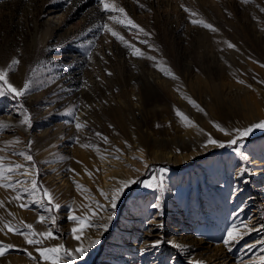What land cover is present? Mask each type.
Returning <instances> with one entry per match:
<instances>
[{
	"label": "rangeland",
	"instance_id": "374dc122",
	"mask_svg": "<svg viewBox=\"0 0 264 264\" xmlns=\"http://www.w3.org/2000/svg\"><path fill=\"white\" fill-rule=\"evenodd\" d=\"M114 3L148 35L108 20L98 0H0V69L16 58L19 64L9 72L10 82L17 87L29 78L35 82L19 101L0 97V122L11 125L0 131V156L7 157L6 164L28 166L33 174L38 169L39 181L61 205L53 212L41 204L22 209L13 200L15 192L0 187L4 202L0 241L15 246L0 256V264H46L36 246L7 232V223L32 224L36 232L52 228L56 238L45 239L42 246L63 243L74 249L78 242L71 229L76 224L70 215H90V205L98 212L96 219L106 222L112 211L96 206L97 201L107 206L98 186L104 164L96 160L115 159L128 149L140 153L135 159L152 157L150 167L136 178L150 179L160 175V168L168 169L163 174L165 187L132 185L118 201L107 231L85 229V246L89 238L101 242L75 264H151L158 259L156 264H211L209 260L221 252L234 264H260L264 231L257 229L264 225V129L241 141L247 160L232 148L212 146L188 160L182 158L192 147L199 150L205 145L208 134L220 141L232 138L214 124L231 131L264 120V0ZM185 7L197 15L190 16ZM191 19H203L217 31L194 25ZM105 22L144 56L132 55L133 50L116 37L98 31ZM229 42L235 47L229 48ZM157 64L177 78L166 76ZM19 103L30 112L31 127L20 124ZM74 108L80 130L70 115ZM176 110L193 124L189 126ZM183 133L188 136L184 141L155 142ZM29 141L35 169L13 154L26 151ZM89 173L95 184L81 181ZM77 184L86 190H78ZM40 215H54L55 224L38 222ZM234 226L242 238L226 246L222 241ZM145 238L161 243L156 254L143 260L139 243Z\"/></svg>",
	"mask_w": 264,
	"mask_h": 264
},
{
	"label": "snow or ice",
	"instance_id": "6c2138e0",
	"mask_svg": "<svg viewBox=\"0 0 264 264\" xmlns=\"http://www.w3.org/2000/svg\"><path fill=\"white\" fill-rule=\"evenodd\" d=\"M242 2L247 3L248 0H242ZM99 5L101 6V11L108 15V20L116 22L120 25H122L125 28H128L129 30L136 29L139 33H144L145 35H148V33L145 32V30L138 24H136L130 17H128L125 9L123 7H119L114 3V0H98ZM183 7V5H182ZM186 12L190 13V16H196L197 14L195 12H192L190 9L186 8L184 9ZM111 13H118L123 16L121 19L120 16L111 14ZM191 23L194 25H201L207 29H210L211 31H217V29L205 22L203 19H191ZM101 32H108L112 36L116 37L118 40H120L125 47H128L132 49V55L137 57H143L144 53L142 50L135 45L129 43L124 39V37L118 32L115 31L107 22L100 25L97 29ZM89 44L92 43V41H88ZM143 43L147 44L148 41L145 40ZM229 48H234L235 45L228 43ZM89 59H91V53L88 54ZM150 59L155 60V57H149ZM19 64V60L14 58L11 60L7 68L0 69V97H11L13 100L19 101L21 98L25 97L28 93H30L34 88V80L32 78L26 79L22 87H17L9 80V72L14 69L16 65ZM157 67H160L159 64L156 65ZM264 66V65H262ZM160 71H162L166 76H172L175 77L174 73L171 72L169 68L160 67ZM108 75H111V72L107 73ZM240 83H243V81H239ZM194 106L199 108V105L196 104L195 101H190ZM19 108L22 109V112L19 113L22 115V119L20 121V124L22 126L31 127L32 117L28 109H26L23 105V103H19ZM200 111H203L202 108H200ZM177 115L182 118V120L186 121L189 126L193 124V122L190 120V118L185 115L183 112L176 110ZM70 115L73 117V121L75 123V127L77 130H80L82 125L78 122L79 117L77 115V111L74 110L70 113ZM86 126V125H83ZM214 126L225 135L231 136L232 138L227 141H220L212 137L211 134H208L206 144L203 145V147L212 146V147H229L232 148L237 154L241 156L242 159L247 160L248 156L241 150V147L239 146L241 144V141L249 137L252 132L256 129H264V120H260L258 122L252 123L246 127L243 128H234L231 131L226 130L225 128L221 127L219 124H214ZM11 125L7 124L5 122H0V131L7 130L10 128ZM97 135H100L97 133ZM105 141L107 140V137H102ZM78 140V138H77ZM11 144L12 142H8ZM31 141L28 142V149L26 151H22L19 153H13L18 154L22 156L27 162L30 163L31 169H35V163L33 160L32 155L30 154L31 150ZM84 147H88L89 145H82ZM2 151V149H0ZM119 151V149H117ZM119 158V157H115ZM135 158V157H134ZM7 157L0 156V187H3L5 189H11L15 192V196L13 197V200L18 201V206L20 208H30L33 204H41L45 206L46 211L53 212L58 211L61 208V205L59 203H56L54 200L53 193L45 186L42 185V183L39 181V171L38 169L35 170V173L30 170V168L26 165H22L19 163H16L14 161H9L7 164L5 163V160ZM150 166L145 165L146 170ZM24 169L23 172L20 170ZM70 171H74V169H70ZM160 175H153L150 179H144L140 180L139 178L135 179H128V180H121L119 181V186L116 187L111 196L109 197L108 194L104 193L103 190L101 191V195L105 196L106 200H109V205H101L99 202H96L97 208L107 212L112 211V215H108L106 217V222H100L96 217L98 216V212L91 209V206H88L89 214L85 215H70L68 219L72 220L76 226H74L71 229V234L73 238L78 242L77 247L74 249L67 248L63 243L57 244L52 247H44L43 242L45 239H55L56 236L54 234V231L52 228H49L46 232H36L33 228L32 224H22L19 227H14L12 224L7 223L5 224V228H7V232H10L12 234H19L25 238V242L28 245H34L35 251L39 254V259L46 262V264H75V261L78 259H82L89 251V249L93 248L95 245H98L101 241L100 239H91L89 238V243L87 246L84 245L82 241V235L86 228L89 227H95L97 229H102L103 231H107L109 227V223L113 217H114V210L117 207L118 201L124 196V194L130 190L132 185L134 184H141L145 188L150 189H160L163 190L165 187L164 184V176L163 174L168 171L167 168H160L159 170ZM247 171V170H245ZM91 175V173H89ZM13 176L21 177L19 179H13ZM30 184V186H29ZM78 190H86L83 189L82 185L77 184ZM27 201V203L25 202ZM11 202V201H10ZM4 206V202L0 201V207ZM153 207H158V205H153ZM46 220L50 221L52 225L55 224V216L46 217L44 215H40L38 218V222H45ZM247 228V225H245ZM258 231H264V225H261ZM0 231H3V229H0ZM7 234V233H5ZM242 238V233L238 231V226H234L230 230L227 231L226 237L223 239L224 245L228 246L233 241ZM161 241L157 240L153 242L151 245L152 247H158ZM173 243V242H169ZM173 246L175 247H182L179 244L173 243ZM15 247L13 244H6L2 241H0V256H3L6 254V252L10 249ZM253 247V246H250ZM26 254L30 257L35 259V257L32 256L31 252H27L25 249ZM194 264H201V262L196 261ZM260 264H264V256L260 258Z\"/></svg>",
	"mask_w": 264,
	"mask_h": 264
},
{
	"label": "bare ground",
	"instance_id": "6f19581e",
	"mask_svg": "<svg viewBox=\"0 0 264 264\" xmlns=\"http://www.w3.org/2000/svg\"><path fill=\"white\" fill-rule=\"evenodd\" d=\"M184 132L185 133L189 132V130L187 129ZM186 137H188V136L183 133L181 135H178V136L176 135L174 137L173 136L160 137V138L156 139L155 142H159L161 145H166V143L169 140L177 141L178 139H180V140L184 141V139ZM196 147L197 146L192 147L193 149L189 153H186L182 159L188 160V159L192 158L193 156L200 154L201 152H204L206 149L209 148V146H207V147L201 146L199 148V150L198 149L195 150ZM127 151H128L127 154L119 155L118 160H116L117 158L110 159V158H102V157H99L96 160L98 163L104 164L102 166V167H104V170L101 173V177H99L101 179V181L98 182L99 189L103 190V192L108 194L109 197L111 196L113 190L119 186V181L128 180V179H135L137 176H139L140 174L143 173V170L145 169V165H147L152 158V157L151 158L145 157L142 160H138V159H135L133 157H139V156L141 157V155H139L140 153H138L137 151H134V150L132 151L130 149H128ZM157 157H161V156H157ZM85 178L87 180L86 179L83 180V177H82L81 181H84L87 185L93 184V183L95 184V178L94 177L91 178L90 175H87ZM65 182H66V178H62L61 184H64ZM62 187H63V185H62ZM106 201H107L106 202L107 205H109L110 201L109 200H106ZM155 241L156 240H151L150 238H145L144 240H142L139 243V247L141 248L140 250H142L140 253V256H142L143 260L146 259V257H148V255H150V254H156V247L151 246L153 244V242H155ZM214 255H213L214 258L209 260L210 263L212 262L211 264H221V263H223V264H234V263L229 262L230 259L226 260L227 258H229L230 255L225 253V252L215 253ZM126 256H128V255H126ZM158 260L153 261L151 264H156L158 262Z\"/></svg>",
	"mask_w": 264,
	"mask_h": 264
}]
</instances>
